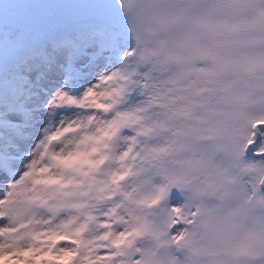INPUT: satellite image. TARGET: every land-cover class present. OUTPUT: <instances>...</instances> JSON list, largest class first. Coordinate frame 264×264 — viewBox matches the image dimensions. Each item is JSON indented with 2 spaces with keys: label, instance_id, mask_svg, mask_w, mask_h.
<instances>
[{
  "label": "snow or ice",
  "instance_id": "1",
  "mask_svg": "<svg viewBox=\"0 0 264 264\" xmlns=\"http://www.w3.org/2000/svg\"><path fill=\"white\" fill-rule=\"evenodd\" d=\"M0 264H264V0H0Z\"/></svg>",
  "mask_w": 264,
  "mask_h": 264
}]
</instances>
